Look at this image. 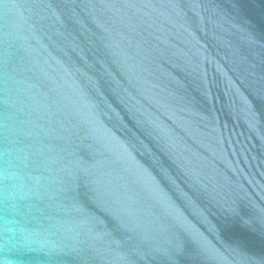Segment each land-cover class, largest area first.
Returning <instances> with one entry per match:
<instances>
[{
    "label": "water",
    "instance_id": "obj_1",
    "mask_svg": "<svg viewBox=\"0 0 264 264\" xmlns=\"http://www.w3.org/2000/svg\"><path fill=\"white\" fill-rule=\"evenodd\" d=\"M0 264H264V0H0Z\"/></svg>",
    "mask_w": 264,
    "mask_h": 264
}]
</instances>
